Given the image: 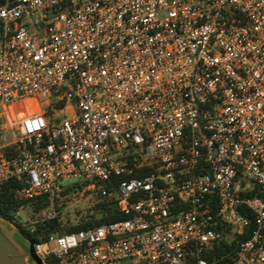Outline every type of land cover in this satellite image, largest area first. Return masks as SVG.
Here are the masks:
<instances>
[{
	"label": "built area",
	"instance_id": "built-area-1",
	"mask_svg": "<svg viewBox=\"0 0 264 264\" xmlns=\"http://www.w3.org/2000/svg\"><path fill=\"white\" fill-rule=\"evenodd\" d=\"M0 120V197L102 188L125 217L45 264H264V0H6Z\"/></svg>",
	"mask_w": 264,
	"mask_h": 264
},
{
	"label": "rangeland",
	"instance_id": "rangeland-1",
	"mask_svg": "<svg viewBox=\"0 0 264 264\" xmlns=\"http://www.w3.org/2000/svg\"><path fill=\"white\" fill-rule=\"evenodd\" d=\"M30 108L37 109L35 105ZM18 106L13 108L12 118L19 120L21 113H18ZM56 117H65L61 111L54 113ZM4 121L0 120V146L7 144L19 137L16 127H2ZM101 200L97 193L85 192L78 195H70L67 198H62L56 201L53 205H48L40 212H34L30 205H26L17 213V222L22 226L35 230L37 227H42L47 221H55L60 224V231L57 233H64L65 229L71 226H77L90 219L99 220L103 213L98 208ZM54 211L56 217L48 219L47 213ZM12 228L19 229L15 223H10Z\"/></svg>",
	"mask_w": 264,
	"mask_h": 264
},
{
	"label": "trees",
	"instance_id": "trees-1",
	"mask_svg": "<svg viewBox=\"0 0 264 264\" xmlns=\"http://www.w3.org/2000/svg\"><path fill=\"white\" fill-rule=\"evenodd\" d=\"M5 1L6 0H0V5L4 4ZM122 179H126V177H123ZM14 188V183H8L4 189L2 196L0 197V219H3L9 223H15L19 230H21L24 234L32 238L36 243L46 242L50 234L57 233V231H60V224L52 220L47 221L44 226L37 227L35 230L26 228L20 223H18L17 213L22 207L30 205L33 211L38 213L42 209L50 205V200L47 196H42L30 201L19 202L14 197ZM96 193L101 200L100 204H98V208L103 213L102 218H100L99 220H95L93 218L77 226L68 227L64 230V233L75 232L104 223L115 222L125 218L118 210L114 197L108 198L103 196L102 188H99ZM261 196L264 197V194H261ZM242 210L245 214L251 216L250 211L246 209ZM234 246H236V243H234L233 246L223 245L219 253L223 254L228 250H232ZM47 264H57V260L53 256H49L47 258Z\"/></svg>",
	"mask_w": 264,
	"mask_h": 264
},
{
	"label": "water",
	"instance_id": "water-1",
	"mask_svg": "<svg viewBox=\"0 0 264 264\" xmlns=\"http://www.w3.org/2000/svg\"><path fill=\"white\" fill-rule=\"evenodd\" d=\"M20 241L27 245V249ZM35 244L21 230L0 219V264H45L37 254Z\"/></svg>",
	"mask_w": 264,
	"mask_h": 264
},
{
	"label": "flooded vegetation",
	"instance_id": "flooded-vegetation-1",
	"mask_svg": "<svg viewBox=\"0 0 264 264\" xmlns=\"http://www.w3.org/2000/svg\"><path fill=\"white\" fill-rule=\"evenodd\" d=\"M21 243H22V245L27 249V245L24 243V242H22V241H20Z\"/></svg>",
	"mask_w": 264,
	"mask_h": 264
}]
</instances>
